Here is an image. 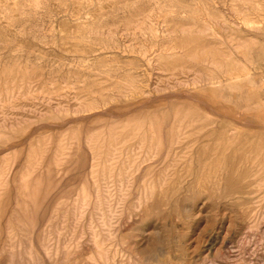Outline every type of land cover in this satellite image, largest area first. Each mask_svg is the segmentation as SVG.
I'll list each match as a JSON object with an SVG mask.
<instances>
[{
    "label": "rangeland",
    "instance_id": "1",
    "mask_svg": "<svg viewBox=\"0 0 264 264\" xmlns=\"http://www.w3.org/2000/svg\"><path fill=\"white\" fill-rule=\"evenodd\" d=\"M0 264H264V0H0Z\"/></svg>",
    "mask_w": 264,
    "mask_h": 264
},
{
    "label": "bare ground",
    "instance_id": "2",
    "mask_svg": "<svg viewBox=\"0 0 264 264\" xmlns=\"http://www.w3.org/2000/svg\"><path fill=\"white\" fill-rule=\"evenodd\" d=\"M188 51V50H187ZM180 140V139H179ZM111 162V161H110ZM113 166V165H112ZM240 184V183H239ZM179 199V198H178ZM100 200V199H99ZM110 208V207H109ZM147 212V211H146ZM82 214V213H81ZM114 215V214H113ZM110 221V220H109Z\"/></svg>",
    "mask_w": 264,
    "mask_h": 264
}]
</instances>
